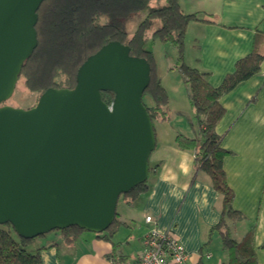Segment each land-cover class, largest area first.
I'll use <instances>...</instances> for the list:
<instances>
[{
  "label": "water",
  "instance_id": "1",
  "mask_svg": "<svg viewBox=\"0 0 264 264\" xmlns=\"http://www.w3.org/2000/svg\"><path fill=\"white\" fill-rule=\"evenodd\" d=\"M43 1L0 0V224L27 239L70 226L100 234L121 196L149 176L152 68L113 40L81 64L73 88L50 87L30 108L3 104L38 45Z\"/></svg>",
  "mask_w": 264,
  "mask_h": 264
},
{
  "label": "crops",
  "instance_id": "2",
  "mask_svg": "<svg viewBox=\"0 0 264 264\" xmlns=\"http://www.w3.org/2000/svg\"><path fill=\"white\" fill-rule=\"evenodd\" d=\"M179 2L184 12H199L201 18L211 20L189 24L185 61L209 72L213 85H219L255 46L264 53V0ZM159 76L169 94L170 119L159 126L154 123L157 143L149 158L148 188L132 203L119 199L112 240L88 231L68 242L61 232L46 233L51 235L47 241H35L33 248L45 246L43 264H129L152 228L174 231L189 254L185 264L228 260L222 234L215 228L221 220L222 196L210 176L197 168L194 151L181 147L177 139L179 134L192 137L197 131L186 84L178 69ZM170 76L175 84L168 83ZM221 103L225 113L216 130L223 135V146L233 152L224 165L235 192L234 207L244 216L231 235L241 240L252 227L257 261L264 264V58L260 70L224 94ZM146 215L154 221L146 222ZM115 242L119 245L114 258L110 254Z\"/></svg>",
  "mask_w": 264,
  "mask_h": 264
},
{
  "label": "trees",
  "instance_id": "3",
  "mask_svg": "<svg viewBox=\"0 0 264 264\" xmlns=\"http://www.w3.org/2000/svg\"><path fill=\"white\" fill-rule=\"evenodd\" d=\"M152 1L44 0L38 9V45L25 61L18 83L23 80L30 92L39 95L50 87L73 88L81 64L103 45L118 40L130 46L131 54L145 57L150 62L151 81L143 94V103L153 123L155 120L167 121L170 119L169 94L157 73L153 50L147 47V41L152 36L173 43L178 48L177 69L186 84L193 112L192 122L197 129L194 136L179 134L177 139L181 147L194 151L197 168L210 176L214 188L222 196L221 220L215 228L220 230L223 248L229 254L223 264H259L253 228L241 240L231 235L232 227L244 216L234 207L235 192L228 183L224 165L225 157L233 152L223 146V135L217 132L216 126L225 113L222 96L260 70L264 53L255 46L250 53L237 60L235 69L226 74L219 85H213L209 80L210 73L189 65L184 53L189 24L211 20L201 18L199 12H184L179 0H166L161 5H153ZM141 13L144 17L129 34L127 22ZM102 97L111 105L114 93L102 92ZM147 188L148 179L123 197L132 203ZM116 223L117 218L101 236L112 240ZM14 231L11 224H0V264H43L41 250L45 246L29 251L28 243L35 238L19 236L18 239ZM52 231L61 232L66 241L74 242L80 232L86 230L70 226ZM118 245L119 242L114 243L111 257L117 255Z\"/></svg>",
  "mask_w": 264,
  "mask_h": 264
},
{
  "label": "rangeland",
  "instance_id": "4",
  "mask_svg": "<svg viewBox=\"0 0 264 264\" xmlns=\"http://www.w3.org/2000/svg\"><path fill=\"white\" fill-rule=\"evenodd\" d=\"M153 5H161L166 2V0H153ZM144 17V14L141 13L139 16L130 19L127 22V30L129 34H132L134 30L136 29L138 23L141 21V19ZM189 44V42H188ZM187 44V52L190 55L191 48ZM147 47L151 48L153 50L155 63L157 66V73L158 75L165 74L167 72H177V64L179 63L178 59V48L169 41H163L159 37L152 38V36L147 41ZM185 49H186V40H185ZM185 53V50H184ZM171 68V69H170ZM177 74V73H175ZM168 83L175 84V77L170 76L168 79ZM40 95L36 92H30L25 86L23 80H21L18 85L16 86V90L13 94V96L7 101L5 104H9L15 107H23V108H30L34 106ZM147 100L150 101L149 97H147ZM154 123L159 126L160 124H163L162 121L155 120ZM264 153V149H263ZM124 198L123 195L121 196V199ZM232 220L229 219V223H231ZM50 234H54L58 231H50ZM88 233V231H81V233ZM14 236L19 239L18 234L14 231ZM49 234V233H48ZM40 235L35 237L33 241H30L28 243L27 249L29 251H32L34 248V244L36 241V244H38V241L40 243H44L47 241V238L51 235ZM220 249V248H218Z\"/></svg>",
  "mask_w": 264,
  "mask_h": 264
},
{
  "label": "built area",
  "instance_id": "5",
  "mask_svg": "<svg viewBox=\"0 0 264 264\" xmlns=\"http://www.w3.org/2000/svg\"><path fill=\"white\" fill-rule=\"evenodd\" d=\"M148 223L154 221L151 215H146ZM184 245L172 229L160 231L150 229L143 238V245L136 258L129 264H185L188 260Z\"/></svg>",
  "mask_w": 264,
  "mask_h": 264
}]
</instances>
